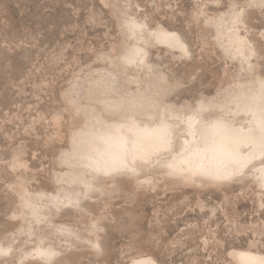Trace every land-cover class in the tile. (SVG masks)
I'll return each instance as SVG.
<instances>
[{"label":"rangeland","instance_id":"374dc122","mask_svg":"<svg viewBox=\"0 0 264 264\" xmlns=\"http://www.w3.org/2000/svg\"><path fill=\"white\" fill-rule=\"evenodd\" d=\"M229 1L0 0V247L14 248L0 264H48L35 253L39 246L60 252L51 264H132L142 256L156 264H236L232 249L264 254V188L253 166L230 181H193L166 176L163 153L138 172L101 175L89 192L78 186V201L50 203L64 197L60 158L81 127L72 101L78 84L133 45L123 8L186 41L190 55L181 59L163 45L149 48L152 71L176 84L174 103L217 102L239 82L264 76V3ZM242 10L232 29L255 46L251 69L219 36V25ZM149 72L140 65L128 76L143 77L146 88ZM27 196H44L40 222L24 207Z\"/></svg>","mask_w":264,"mask_h":264},{"label":"bare ground","instance_id":"6f19581e","mask_svg":"<svg viewBox=\"0 0 264 264\" xmlns=\"http://www.w3.org/2000/svg\"><path fill=\"white\" fill-rule=\"evenodd\" d=\"M252 2L250 5L262 4L264 0ZM246 10L234 11L228 21L222 22L219 36L223 41L227 39V50L233 49L251 69L255 46L250 48L248 38L241 35L238 29H232L243 20ZM120 11L125 16L126 37L133 41V45L125 46L123 53L111 60V67L93 71L78 84L72 101L82 114L81 127L73 133L70 148L64 150L60 158V165L65 170L58 182L61 183L64 197L53 195L50 203L58 207L66 202L78 201L80 197L75 195L78 186H83L89 192L100 186L101 175H113L111 177L114 178L119 171L138 172L149 166L155 156L163 153L168 158L160 162L163 173L168 177L230 181L253 166L256 178L264 188V76L258 74L255 78L241 80L238 87L229 90L217 102L202 100L196 108L187 103H174L169 96L176 84L170 81L167 74L152 71L149 48L155 44L163 45L172 53L178 51L179 55L173 53V56L181 59L190 55L186 41L178 32L161 24L157 28H150L147 24L138 23L135 18H128L124 8ZM129 21H134L138 26L135 31H129ZM140 65L150 70V81L146 88L141 87L143 77L128 76V71L133 72V68ZM133 83L138 85L135 90L130 88ZM136 165L140 166L137 168ZM225 175L227 179L219 178ZM43 198H24V207L38 222L44 216L43 209L47 207ZM62 231L72 235L67 229ZM0 248L10 249L9 252L14 249L13 246ZM96 248L102 252L101 241L96 243ZM35 253L48 264L53 263L60 254L53 247L42 246L36 248ZM230 255L236 264L264 262L263 253L250 249H232ZM134 260H150L156 264L150 256Z\"/></svg>","mask_w":264,"mask_h":264},{"label":"snow or ice","instance_id":"6c2138e0","mask_svg":"<svg viewBox=\"0 0 264 264\" xmlns=\"http://www.w3.org/2000/svg\"><path fill=\"white\" fill-rule=\"evenodd\" d=\"M127 27L129 29V31H135V29L138 27L134 21H129L127 23ZM177 43H179V41L177 40ZM262 90H264V86H262ZM222 179H227L228 176L225 175L223 177H219ZM9 250H5L3 248H0V256H6L8 254ZM50 255H54V253H50ZM132 264H152V262L150 260H133ZM262 264H264V262H262Z\"/></svg>","mask_w":264,"mask_h":264}]
</instances>
